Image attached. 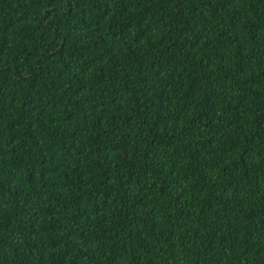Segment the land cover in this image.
Listing matches in <instances>:
<instances>
[{"label":"trees","instance_id":"1","mask_svg":"<svg viewBox=\"0 0 264 264\" xmlns=\"http://www.w3.org/2000/svg\"><path fill=\"white\" fill-rule=\"evenodd\" d=\"M0 264H264V0H0Z\"/></svg>","mask_w":264,"mask_h":264}]
</instances>
